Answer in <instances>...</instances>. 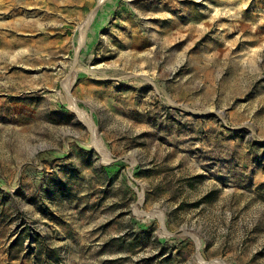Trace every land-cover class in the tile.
<instances>
[{"label": "rangeland", "instance_id": "1", "mask_svg": "<svg viewBox=\"0 0 264 264\" xmlns=\"http://www.w3.org/2000/svg\"><path fill=\"white\" fill-rule=\"evenodd\" d=\"M2 232L21 264H264V0H0Z\"/></svg>", "mask_w": 264, "mask_h": 264}, {"label": "crops", "instance_id": "2", "mask_svg": "<svg viewBox=\"0 0 264 264\" xmlns=\"http://www.w3.org/2000/svg\"><path fill=\"white\" fill-rule=\"evenodd\" d=\"M25 27H24V24H20L17 27V29L19 31L25 32L27 34L29 29L32 27V24H31V27H30V25L25 24ZM4 234H5V232L0 233V241H1V244H0V264H18V263L21 264L20 263L21 258H12L11 256L8 255L9 250H11L10 245H9L10 243H8L6 245L3 244L4 240L7 237V235H4ZM2 240H3V243H2ZM10 242H11V240H10ZM57 244H59V243L57 242ZM47 248H48V251H54L55 253H57V255H59L58 253H59L60 248L58 247V245H54L53 247H47ZM48 255L49 254H47V256H46L47 258L45 257L46 263L51 264ZM28 260L29 261H27V262H30V264L32 262H34V259H32V258L28 259Z\"/></svg>", "mask_w": 264, "mask_h": 264}]
</instances>
